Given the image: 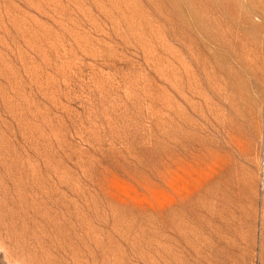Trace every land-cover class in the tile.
<instances>
[{
    "label": "rangeland",
    "instance_id": "obj_1",
    "mask_svg": "<svg viewBox=\"0 0 264 264\" xmlns=\"http://www.w3.org/2000/svg\"><path fill=\"white\" fill-rule=\"evenodd\" d=\"M0 264H264V0H0Z\"/></svg>",
    "mask_w": 264,
    "mask_h": 264
}]
</instances>
